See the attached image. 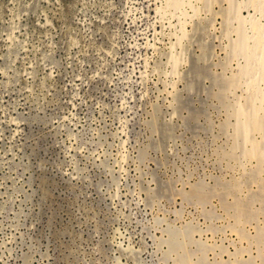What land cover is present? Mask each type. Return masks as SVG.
<instances>
[{"label":"rangeland","instance_id":"obj_1","mask_svg":"<svg viewBox=\"0 0 264 264\" xmlns=\"http://www.w3.org/2000/svg\"><path fill=\"white\" fill-rule=\"evenodd\" d=\"M0 264H264V0H0Z\"/></svg>","mask_w":264,"mask_h":264}]
</instances>
